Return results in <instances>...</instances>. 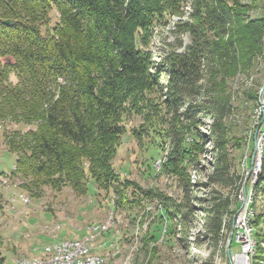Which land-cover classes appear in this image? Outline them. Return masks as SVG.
<instances>
[{"label":"trees","instance_id":"trees-1","mask_svg":"<svg viewBox=\"0 0 264 264\" xmlns=\"http://www.w3.org/2000/svg\"><path fill=\"white\" fill-rule=\"evenodd\" d=\"M183 1L0 0V121L26 126L3 133L6 148L16 155L11 174L24 180L22 188L37 195L42 185L69 184L84 193L87 173L96 188L113 189L119 178L113 158L125 131L123 119L130 113L142 115L152 134L167 118L161 169L182 182L186 195L197 185L187 169L196 154L206 150L204 142L198 143L201 135L192 130L197 124L194 113L204 107L184 99L171 82H184L195 64L210 57L209 84L223 90L227 75L249 67L264 52V16L248 19L257 0H193V22L184 23L192 43L183 54H169L170 92L159 99L153 93L158 87L149 71L154 64L148 44L155 24L180 12ZM133 132L138 137L139 129ZM207 135L213 141V172L210 181L201 184H228L232 177L222 122L212 118ZM235 187L239 194L242 181ZM249 188V205L255 211L250 219L253 264H264V213L256 212L257 194L264 196V142L259 171ZM158 198L160 214L144 236L150 241L157 239L154 230L163 219L174 225L169 232L176 233L177 223L190 226L196 215L189 205L180 214L182 204L168 195ZM209 201V207H202L201 227L204 238L217 244L228 227L227 214L234 211L229 210L228 196L210 193ZM1 245L0 237V264H7Z\"/></svg>","mask_w":264,"mask_h":264},{"label":"rangeland","instance_id":"rangeland-1","mask_svg":"<svg viewBox=\"0 0 264 264\" xmlns=\"http://www.w3.org/2000/svg\"><path fill=\"white\" fill-rule=\"evenodd\" d=\"M193 12V0H184L180 12L166 15L163 22L154 26L148 44L152 52L149 58L154 65L149 71L157 79L158 88L153 93L159 99H164V95L170 92L169 54H183L192 43L184 23L193 22ZM50 14L54 21L57 17L55 8ZM261 16H264V0H257L249 11L248 19ZM210 62V57H205L200 64L192 67L193 73L184 82H171L182 90L184 99L204 107L202 113L193 112L197 124L192 130L201 135L198 143L204 142L206 150L196 154L187 169L190 180L197 183L187 195L182 182L161 169L160 159L168 145L164 128L169 126L167 118L164 127L156 125V133L152 134V126L145 122L142 115L130 113L124 117L125 131L113 158V166L119 175L113 189L96 188L93 179L86 173L84 193H77L65 184L60 188L42 185L37 195L22 188L24 180L11 174L16 155L6 148L3 140L4 130L26 126L0 121V237L6 263L22 264L23 259L39 258L45 245L89 237L91 227L98 225L101 227L95 231L93 239L89 237L88 240L91 251L102 257V264H230L229 250L231 254L238 252L239 245L235 240L231 248L226 247V243L235 230L242 196L246 198L248 195L250 217L255 212L249 205L253 196L249 186L256 180L264 142V90L261 91L264 84V52L255 56L249 67H239L233 75H227L223 90L209 84L210 65L207 63ZM212 118L222 122L228 138L226 150L232 177L228 184L219 180H213L208 185L201 184L209 182L208 177L213 172V141L207 135ZM182 122L187 124L184 118ZM137 129L140 133L135 137L133 131ZM255 141L258 143L256 153ZM240 180L242 188L236 194L235 185ZM210 193L228 196L229 210L234 211L227 214L228 227L217 244L204 238L201 227L202 207H209ZM159 194L168 195L182 204L180 214L184 215L189 205L195 208L196 215L191 218L190 226L182 224V221L177 223L176 233L169 232L174 225L163 219L154 230L157 239L150 241L144 236L153 228L160 214ZM256 212L264 213V196L261 193L257 194ZM249 225L254 232L250 220Z\"/></svg>","mask_w":264,"mask_h":264},{"label":"bare ground","instance_id":"bare-ground-1","mask_svg":"<svg viewBox=\"0 0 264 264\" xmlns=\"http://www.w3.org/2000/svg\"><path fill=\"white\" fill-rule=\"evenodd\" d=\"M248 205V203H247ZM251 216L250 210H248L247 207V242L245 245V253H246V260L244 264H252L251 259L255 254V247H254V239H253V229L249 225V220ZM101 226L93 225L91 228L92 231H90L89 237H92L95 235V231H97L98 228ZM104 226H102L103 228ZM232 236V233H231ZM89 237L81 238L80 240H62L53 242L51 244L56 243H62V242H68L65 243V249H60L58 245H47L43 247V255L39 258H34L32 260H25L23 259L21 261L22 264H102V257L99 255L93 253L91 251V245L89 242ZM88 238V239H86ZM232 238L227 240L226 247H230L229 244L231 242ZM230 241V242H229ZM227 249V248H226ZM98 261H94L92 263H87L91 258L98 257ZM229 262L231 264V251L229 250L228 254Z\"/></svg>","mask_w":264,"mask_h":264},{"label":"built area","instance_id":"built-area-1","mask_svg":"<svg viewBox=\"0 0 264 264\" xmlns=\"http://www.w3.org/2000/svg\"><path fill=\"white\" fill-rule=\"evenodd\" d=\"M253 176H254V171H253ZM246 196H247L246 198H243L242 196L241 200L243 202L236 216L237 217L236 227H235V230L232 231V240L233 241L235 240V242L239 245V251L231 254V264H244L246 260L245 245L247 242V199H248V195ZM65 243H68V242L47 244V245H58L60 249H65ZM98 259H99V256L93 257L87 263L98 261Z\"/></svg>","mask_w":264,"mask_h":264},{"label":"water","instance_id":"water-1","mask_svg":"<svg viewBox=\"0 0 264 264\" xmlns=\"http://www.w3.org/2000/svg\"><path fill=\"white\" fill-rule=\"evenodd\" d=\"M4 22L7 24H11L14 22V20L13 19H5ZM263 90H264V84L262 85V88H261V91H263ZM257 146H258V143L255 141L254 153L258 152ZM243 190L245 192L244 186H243Z\"/></svg>","mask_w":264,"mask_h":264}]
</instances>
